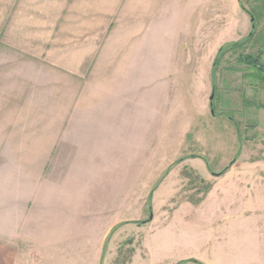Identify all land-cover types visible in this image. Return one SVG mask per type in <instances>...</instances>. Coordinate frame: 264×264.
<instances>
[{"label": "rangeland", "instance_id": "obj_1", "mask_svg": "<svg viewBox=\"0 0 264 264\" xmlns=\"http://www.w3.org/2000/svg\"><path fill=\"white\" fill-rule=\"evenodd\" d=\"M15 11L0 25L13 264H127L138 250L136 264H217V241L184 229L188 206L173 212L217 173L264 179V72L240 61L264 62V0H20Z\"/></svg>", "mask_w": 264, "mask_h": 264}, {"label": "crops", "instance_id": "obj_2", "mask_svg": "<svg viewBox=\"0 0 264 264\" xmlns=\"http://www.w3.org/2000/svg\"><path fill=\"white\" fill-rule=\"evenodd\" d=\"M19 5L20 0H0V25L10 22L11 16L17 11L14 12V9ZM10 135L12 136L4 133L0 125V165L4 158L1 152L5 150V145H9L8 139L4 137ZM247 135L248 133L243 134L237 128L239 138ZM5 140L7 143L3 145ZM14 141V144L10 143L12 152L18 149L16 137ZM15 158H12L13 162L16 161ZM218 178L220 181L200 202L187 201L173 214L188 206L190 216L184 229L189 230V234L199 242L208 243L206 246L213 240L217 241V264H264V179L254 182L252 177L239 175L234 169ZM18 180L17 175L5 178L0 175V264H13L17 254L13 241L4 239L3 234L12 238V233L18 229V222L14 217L17 203L14 204V201L19 198ZM212 197L215 198L214 208L210 211L205 205L210 203ZM151 234L152 232L144 238L143 243L148 249L147 257L154 252ZM142 259H145L142 251L138 250L127 264H136ZM207 262L203 257L195 256L176 257L160 261L159 264H208Z\"/></svg>", "mask_w": 264, "mask_h": 264}, {"label": "trees", "instance_id": "obj_3", "mask_svg": "<svg viewBox=\"0 0 264 264\" xmlns=\"http://www.w3.org/2000/svg\"><path fill=\"white\" fill-rule=\"evenodd\" d=\"M243 7H244V5H243ZM250 13L253 14L252 12H250ZM253 15H254V14H253ZM256 27H257V25L254 27V30L256 29ZM254 33H255V31L253 32V34H254ZM234 45H237V43L234 44ZM241 61L249 62L253 68L257 69V70H256L257 72L255 71V73H253L254 76H255V77H260V78L262 79L263 72H264V62H262L258 57H255V56H253V55H246V56L244 57V59L241 60ZM200 201H201V200H197L196 203H198V202H200Z\"/></svg>", "mask_w": 264, "mask_h": 264}, {"label": "water", "instance_id": "obj_4", "mask_svg": "<svg viewBox=\"0 0 264 264\" xmlns=\"http://www.w3.org/2000/svg\"><path fill=\"white\" fill-rule=\"evenodd\" d=\"M252 21L254 22V17L252 16ZM255 26V24L253 23V27ZM210 99H211V104H213V99H214V92H213V94L211 95V97H210ZM213 112H214V110H213ZM218 175H220V173H217ZM150 218H153V213L151 212V216H150Z\"/></svg>", "mask_w": 264, "mask_h": 264}, {"label": "flooded vegetation", "instance_id": "obj_5", "mask_svg": "<svg viewBox=\"0 0 264 264\" xmlns=\"http://www.w3.org/2000/svg\"><path fill=\"white\" fill-rule=\"evenodd\" d=\"M242 59H240V61H241ZM214 91H216V85L214 86V89H213ZM213 91V92H214ZM214 95H215V93H214ZM214 100V99H213ZM211 105H214V103L213 104H211ZM236 124V123H235ZM236 127L238 128V125L236 124Z\"/></svg>", "mask_w": 264, "mask_h": 264}]
</instances>
